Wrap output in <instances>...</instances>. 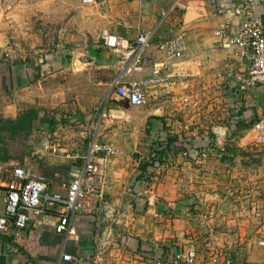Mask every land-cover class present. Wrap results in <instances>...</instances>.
Here are the masks:
<instances>
[{
	"label": "rangeland",
	"instance_id": "obj_1",
	"mask_svg": "<svg viewBox=\"0 0 264 264\" xmlns=\"http://www.w3.org/2000/svg\"><path fill=\"white\" fill-rule=\"evenodd\" d=\"M152 1L0 0V62L25 75L17 88L2 77L0 163L22 165L38 152L45 156L41 173L76 172L88 138L95 137L119 151L108 163L109 185L83 209L101 220L96 254L113 252L117 261L132 264L114 236L129 232L154 241L164 256L174 247L196 248L204 264L223 248L241 247L230 237L236 230L252 251L264 236V145H246V136L264 117V102L258 88L232 91L227 84L237 63L240 72L244 66L214 33L233 0L221 6L222 14L217 0H203L185 19L180 10L162 19L170 0ZM252 2L264 21V0ZM138 28L154 30L147 55L166 62L174 82L169 93L157 89L139 108L114 99L117 65L99 42L103 32L133 37ZM176 36L184 42L181 58L162 57L156 46ZM216 127L227 129L226 154L204 158L199 140L208 137L218 150ZM160 153L163 161L144 173ZM204 216L210 222L203 227ZM190 228L206 231L187 239ZM211 228L219 238L208 236ZM244 257L240 264H247Z\"/></svg>",
	"mask_w": 264,
	"mask_h": 264
},
{
	"label": "built area",
	"instance_id": "obj_2",
	"mask_svg": "<svg viewBox=\"0 0 264 264\" xmlns=\"http://www.w3.org/2000/svg\"><path fill=\"white\" fill-rule=\"evenodd\" d=\"M190 0H172L161 18H166L176 10L185 11ZM253 0H234L231 11L236 19L223 22L215 31V36L225 47L235 51V56L244 69L230 79V85L236 90L259 88L264 90V21L253 12ZM105 0H82L84 5H96ZM252 3V4H251ZM251 4V6H250ZM224 12L222 9L219 13ZM153 30L137 29L133 37H124L108 32L100 36V48L109 52L117 65V74L110 83L113 97L129 107H142L154 97L157 89L170 92L172 83L166 75L167 64L164 61L151 62L147 50L153 38ZM166 59H180L184 50V42L176 36L156 46ZM150 68L149 77L134 78ZM248 144L264 145V117L260 119L246 136ZM55 152L54 146H47ZM118 150L95 137H89L86 150L80 157V167L69 179L59 183L62 193L53 191V181L43 175H31L24 168H14L6 187L4 211L0 213V234L8 231L11 223L14 229H26L32 218L45 215L51 206L57 208L58 223L55 231L59 234H73L71 223L76 214L83 211L85 202L90 197L101 196L109 185L107 166L109 161L118 154ZM3 167L0 165V193ZM211 216H209V219ZM207 217H203L202 223ZM264 246V240L258 241ZM155 252V251H154ZM153 249H145L144 257L150 264H196L199 254L192 247H182L170 252L167 256L154 254ZM213 256V255H212ZM209 259L208 264H240L236 250L232 247L223 248L218 256ZM62 260L71 264H92L88 258L62 255Z\"/></svg>",
	"mask_w": 264,
	"mask_h": 264
},
{
	"label": "crops",
	"instance_id": "obj_3",
	"mask_svg": "<svg viewBox=\"0 0 264 264\" xmlns=\"http://www.w3.org/2000/svg\"><path fill=\"white\" fill-rule=\"evenodd\" d=\"M144 1L146 2L148 0H144ZM217 1L219 4L216 3L215 6L217 7L218 10H221L222 8L221 6L226 4L228 0H217ZM158 2H160V0H158ZM171 2L172 0H170L169 5ZM233 2L230 1L231 7H232ZM203 3H204L203 0H190L189 3L186 5L185 14H183V18L185 19V16L188 15L189 11H193L192 6L196 5L195 7H199V6H202ZM192 16L193 15L191 14V17ZM227 20H231L234 25L237 23L236 19L232 18V16L229 13L226 18L219 16L218 23H220L221 25L223 22ZM151 29H146V30H151ZM125 34L130 36V34L128 33H125ZM215 42L217 43L220 42L219 45L222 44L221 43L222 41L218 39L217 37H215ZM162 57L164 56L162 55ZM156 60L157 59L154 58V62H158ZM236 61H239V60L236 59ZM237 64H238L237 71L232 76H230L228 83H227L228 87L232 91H235L236 88H232V86L230 85V79H232L234 75H237L241 70L240 64L239 63ZM15 73H18L20 75H15ZM5 75H7V84L10 86H12L13 84L14 88H17L19 84L25 83V75L22 74V72H17V70L15 72L14 70L10 71L9 68L5 66V64L0 62V95L2 94L5 95V92H6L2 88L3 87L2 77ZM150 75L151 73H150V68H149L141 75L134 76V78L139 79L142 77H149ZM172 85H174V82H172ZM10 86L8 87L9 89L11 88ZM258 90L259 91L257 93L259 95L261 94L262 96L261 98H263L261 102H264V91L259 88ZM9 107H12V106L9 105ZM9 107H7V110H9ZM236 118L243 119V116L239 115ZM232 123L233 125L235 124V122H232ZM233 125H231L230 128L233 129L232 127ZM213 131L215 135V138H213L214 146H216L218 150L213 149V144H208V143H211L212 141L210 138L209 139L211 141L208 140V137L203 136L202 139L199 140V142H201V144L203 145V150L201 153L203 155L202 157L204 158L211 156V153L212 154L217 153V155L219 156H223L226 154V149L225 148L223 149L222 145L224 141H226L225 136L227 135L226 134L227 129L216 127L214 128ZM236 138H237V141L242 142V139H240V137H236ZM229 139L231 138L229 137ZM230 142H234V138H232ZM246 145H249L248 142H246ZM35 155L37 156L34 160H28L22 165L12 162V161L9 163H0V165L4 169L2 179H1L2 187H1V193H0V213L4 211V197H5L6 187L8 186V183L10 181L11 171L14 168H19V167L24 168L31 175H43L47 177L48 179H50L51 181H53L54 185L52 189L54 192H59V193L63 192V190L60 189L59 182L63 179H69L70 176L73 174V172L65 174L63 169L61 170V168H56L54 174H52L51 176H47L46 175L48 173L47 170L44 171V173H41V169L39 167V164L40 163L42 164L41 160L43 159V157H45L44 154L38 155V152L32 153L31 159H33ZM108 167L109 165L107 166V169ZM88 208L89 207H86L85 209L86 212L82 211L81 213L79 212L78 214L75 215L71 223L73 234H68V233L59 234L55 231V227L58 223L56 206H51L50 211L47 212V214L45 215L32 218L29 226L22 231L15 230L13 224L11 223L8 231L0 234V264H71L68 262H64L62 260L63 254L82 257V258H88L91 260L92 264H127L125 262L121 263V261H117L116 259H114L113 252L110 253V256H107L104 254L99 256L98 254L94 252V250H92L94 249L95 244L97 246L100 244L99 241H95V240L97 239L98 234L100 235L102 233L101 232L102 230L98 229L99 224H101V220H99L98 216L96 215L88 214L87 213ZM149 211H151V209ZM189 230L190 231L187 232L188 233L187 239H190L193 236L196 237L197 235L201 236L203 231H206V230H199V229L193 231V229L191 228ZM209 234L210 235L208 236H213L214 234L215 239L219 238L220 236L218 232L215 231L214 228H211L209 230ZM138 235H141V234H134V233L129 232L128 236H124L123 233H120V234L115 233L114 236L119 239V244L121 248L128 250L127 252L134 258V262L132 261V264H150L149 260H147L144 257L143 251L146 248L153 249V252L155 251L154 254L156 255L158 253H161V250L159 249L158 245L154 241H151L148 239H141L142 236H138ZM102 236H104L103 233H102ZM230 237L235 239L236 242L237 241L240 242V244L238 245L241 247L238 249H235L238 259L242 260V258L244 257L243 253L245 250V252H247V257L246 258L244 257V258L246 259L247 264H264V246H260L258 243L257 244L254 243L253 244L254 250L251 251L250 243H248L245 245L246 246L245 248L244 244H241L242 241H244L245 239H244L243 234L239 230L233 231ZM260 237H261V240H264L263 235H261ZM255 245L256 246L258 245V246L256 247ZM169 246L170 245H168V247ZM197 248L199 247L197 246ZM177 249H178L177 247H174L173 249L170 250V252L172 253L173 251H176ZM194 249L199 254V251L196 248ZM129 250L131 252H129ZM162 254L164 255L165 253H162ZM101 260H103V262L100 263ZM196 264H204V257L201 254H199V259Z\"/></svg>",
	"mask_w": 264,
	"mask_h": 264
},
{
	"label": "trees",
	"instance_id": "obj_4",
	"mask_svg": "<svg viewBox=\"0 0 264 264\" xmlns=\"http://www.w3.org/2000/svg\"><path fill=\"white\" fill-rule=\"evenodd\" d=\"M178 11H179V10H178ZM164 41H165V40H164ZM162 42H163V41H162ZM161 155H162V153H160V155L158 154V157H157L156 159H154V160H151L150 164L147 165V167L144 166V168H143V172L145 173V172H147L149 169H151V167L154 166L155 162H157V161L162 162L163 159H162V160L160 159V156H161ZM80 163H81V162H80ZM79 166H80V165H79ZM145 169H146V171H145ZM143 172H140V173H143Z\"/></svg>",
	"mask_w": 264,
	"mask_h": 264
},
{
	"label": "water",
	"instance_id": "obj_5",
	"mask_svg": "<svg viewBox=\"0 0 264 264\" xmlns=\"http://www.w3.org/2000/svg\"><path fill=\"white\" fill-rule=\"evenodd\" d=\"M127 106H129V105H127Z\"/></svg>",
	"mask_w": 264,
	"mask_h": 264
}]
</instances>
